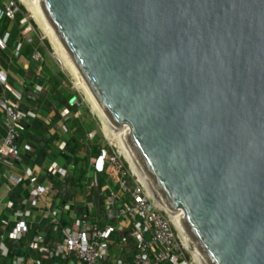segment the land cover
Wrapping results in <instances>:
<instances>
[{"label": "water", "instance_id": "95a60500", "mask_svg": "<svg viewBox=\"0 0 264 264\" xmlns=\"http://www.w3.org/2000/svg\"><path fill=\"white\" fill-rule=\"evenodd\" d=\"M32 1L205 264H264V0Z\"/></svg>", "mask_w": 264, "mask_h": 264}, {"label": "built area", "instance_id": "2783aa9c", "mask_svg": "<svg viewBox=\"0 0 264 264\" xmlns=\"http://www.w3.org/2000/svg\"><path fill=\"white\" fill-rule=\"evenodd\" d=\"M28 12L21 0H0V26L2 20L9 21L8 29L0 32V56L9 51L11 27L20 13L17 38L9 51V63L15 65L14 60L25 57L28 66L33 67L35 80L34 86L29 89L25 78L11 81L8 71L0 65V163L8 168L20 164L24 157L29 161L37 159L33 143H21V139L35 120L42 119L38 109L30 107L27 103H31L30 99L36 97L35 92L48 91L41 81L43 55L38 46L32 43L30 34L35 32V24ZM39 41L42 42L43 37H39ZM25 46H31L28 56L23 52ZM78 102V89L75 88L64 105L53 108L48 113L50 115L44 118L48 124L56 120L59 126L53 132L54 140L46 148L42 161L38 159L41 165L24 166L21 174L7 177L11 185L27 183L28 190L27 195L21 196L16 204L11 199L5 203V209L13 211L15 221L12 224L9 218L0 216V260L10 257L11 264H28L25 252H29L32 260L37 259L39 264H58L57 259L61 263L65 261V264H103L104 261L108 264H197L194 258L192 262L189 261L186 256L188 249L179 239L173 220L157 204L130 166L127 167V160L118 147L119 151L111 149V153L103 150L101 156L95 158V164L96 171L100 172L106 169V163L112 175L117 178V190H112L103 197L102 207L107 218H112L116 212L127 223L131 242L129 253L118 257L109 256L114 234L121 228L116 229L110 224L101 225L99 221L86 215L74 217L61 225L54 209V201L56 198L58 201L64 199V189L68 185L66 180L69 167L62 155L68 153V122L80 114ZM53 179L62 187L55 188ZM93 185L92 181L91 187ZM43 197L51 199L47 204V228H51L55 233L60 231L61 238L50 244L45 242L41 232L35 233L26 241L24 254H16V251L24 249L20 250V244L31 230V225L26 219L31 216L32 208L38 206ZM74 204L75 197H70L61 207L62 213L68 212ZM15 242L20 244L15 247Z\"/></svg>", "mask_w": 264, "mask_h": 264}, {"label": "crops", "instance_id": "0c3cea01", "mask_svg": "<svg viewBox=\"0 0 264 264\" xmlns=\"http://www.w3.org/2000/svg\"><path fill=\"white\" fill-rule=\"evenodd\" d=\"M4 56V59L1 58V56ZM0 56V65L8 71L9 78L11 81H16L20 78H25L28 82V88L31 89L34 86L35 81L33 80V67L28 66V61L25 59V57H22L20 59H16L13 62L16 64H10L9 63V57L10 53L5 52ZM47 90L50 88V84L48 82L44 83ZM30 107L33 105L31 103H27ZM38 112L41 114L43 127L37 128L36 126H31L27 132L24 133L23 138L21 139V143H32V141H35L39 138H44L46 140H54L53 132L54 130L59 126V123L55 120L51 122L50 124L47 123L46 119H44L48 114V112L43 108V105H39ZM80 113V111H79ZM80 116V114H79ZM77 116L73 118L70 123H72L74 120H79L80 117ZM44 119V120H43ZM44 121V122H43ZM70 123L68 124L69 133L70 135L73 134L74 128L70 130ZM32 131V133H30ZM49 135V136H48ZM85 137V138H84ZM84 137L77 136L73 138L72 146L73 149H76V154L80 157L82 155L88 157V167H87V173L89 175H92L96 170L97 167H95V158L97 157V146L95 143L90 142V139L92 138V135L89 133L85 135ZM52 138V140H51ZM35 139V140H34ZM37 150H35V155H37ZM38 154V156H40ZM42 156V155H41ZM40 156V157H41ZM2 165L0 167V216H6L9 218L10 222L13 224L15 221V218L12 216V210L7 211L5 209V203L8 199H11V197L15 194L18 195V199L22 196V194L25 192L27 194V183H22L19 185H11V183L8 181L7 177L9 175L14 174H21L24 166H39L41 165V162H35L34 160L26 161L23 160L20 164L16 166L7 167L4 164L0 163ZM81 164H78L75 166L74 172L77 175L79 173V169L81 168ZM7 168V169H6ZM96 168V169H95ZM102 182L100 187L98 188V192L96 194L90 195V188L91 185L88 186V191L85 195V188L84 186H81L80 189L78 186L73 185V190L76 192L75 195V204L71 206V209L64 213L62 216V221L68 222L74 217H79L81 215H86L92 220L99 221L101 225L110 224L114 226L116 229L121 228V230H116L114 234V243L110 248V257H118L123 256L129 253V246L131 245V242L128 237V225L127 223L117 215L115 212L114 216L112 218H107L103 212V207L100 206L102 199L105 195L109 194L112 190H117V178L112 175L111 170L109 168H106L104 171L98 172ZM57 180L53 179L54 187L55 188H61L62 185L59 187L57 186ZM92 183V182H91ZM68 186V185H67ZM66 186V187H67ZM17 199V200H18ZM49 197H43L42 201L39 203L38 206L32 208V214L31 216L26 219L28 223L32 226H35L38 228L37 233L41 232L42 238L45 240V242H49L50 244L52 241H58L59 239L50 238L48 236V216H47V204L50 202ZM57 198L54 201V204L57 202ZM43 232L46 233V235H43ZM36 232H34L35 234ZM31 230L28 233L25 240L20 244V247L22 250L24 248V245L29 238L32 237ZM61 238V237H60ZM26 258L28 260V264H39L36 260H32L31 253L25 252ZM29 256V257H28ZM54 263V262H53ZM65 261H62L61 264H65ZM0 264H11L10 263V257L2 258L0 260ZM103 264H108L107 261H104Z\"/></svg>", "mask_w": 264, "mask_h": 264}, {"label": "rangeland", "instance_id": "374dc122", "mask_svg": "<svg viewBox=\"0 0 264 264\" xmlns=\"http://www.w3.org/2000/svg\"><path fill=\"white\" fill-rule=\"evenodd\" d=\"M33 22L35 24V32L30 34L32 43L38 42L39 45L42 46L43 52H44L43 65H42L43 79H44L43 82L45 83L46 81H48L49 78L53 79V81L60 84L61 91H63L69 97L72 95L75 88L78 89V101H79L78 103H80V116H79L80 119L78 121L79 123H82L84 126L83 132H85L86 135L89 133L92 135L90 142L98 144L100 150L97 156H101L103 150L107 151L108 149H113L114 151H117L118 148L120 150L117 140L114 139L112 136L110 137V135L106 134L105 130L103 129V123H102L101 118L99 117L98 113L94 110L93 105L90 99L88 98L87 94L85 93V91L82 88L77 86L76 78L74 74L72 73V71L64 63L60 61L58 52L55 49V47L51 44L49 38L45 35L43 30L39 27L37 22H35V20H33ZM39 37H43L42 42L39 41ZM75 123L76 122L74 120L72 123H70V127ZM123 156L126 159L124 154ZM127 162L125 163L127 164V167H129L130 163L128 162L129 163L128 164ZM96 166L97 165L95 164V167ZM104 167L107 168L106 163H104ZM178 232L179 231L177 230L178 237L181 240L182 238L180 236V233ZM186 256L189 259V261L192 262L193 255L189 250L188 252H186Z\"/></svg>", "mask_w": 264, "mask_h": 264}, {"label": "trees", "instance_id": "16d2710c", "mask_svg": "<svg viewBox=\"0 0 264 264\" xmlns=\"http://www.w3.org/2000/svg\"><path fill=\"white\" fill-rule=\"evenodd\" d=\"M21 9H22V11H23V7H21ZM21 18V14L20 13H18L17 14V16H16V19H15V21L13 22V24H12V27H11V40H10V42H9V51L11 50V48H12V44L15 42V40H16V38H17V30H18V23H19V19ZM8 27H9V21H7V20H2L1 21V26H0V32H3V31H5V30H7L8 29ZM33 45L35 46H38V49L40 50V52H41V54L43 55L44 54V52H43V48H42V46H40L39 45V43L37 42V43H33ZM30 47L31 46H25V48H24V50H23V52H24V54L26 55V56H28L29 55V52H30ZM1 58H3L4 59V56L2 55L1 56ZM61 76V75H60ZM35 81V80H34ZM41 81H44V79H43V77H42V80ZM46 82H48L49 84H50V88H49V90L48 91H46V93H45V95H46V97H50L51 99H49V100H52V102L56 105V104H59L60 106H62V105H64L66 102H67V100L70 98L69 96H67L63 91H61V87H60V84L59 83H56L55 81H53V79H51V78H49L48 79V81H46ZM26 99H28V97H27V94H26ZM33 99L34 98H31L30 99V102H31V104L32 103H36V105H37V109H39V105H45L44 104V102L43 101H40L39 99H36L35 100V102H33ZM49 102V101H48ZM75 124H73L71 127H70V130L71 129H75L74 131H73V134L72 135H69V138H68V142H67V154H63L62 155V158H63V160L66 162V164L68 165V167L70 166V165H74V169H75V166H77L78 164H81V168L79 169V173L76 175L75 174V172H74V178H73V180L72 181H70V184H71V187L73 188V185H76V186H78L79 187V189H80V187L81 186H79V185H77V183L81 180V178L83 177V175L84 174H86V172H87V169L85 170L84 169V166L86 165V167H88V157L87 156H82V157H80V156H78L77 154H76V149H73V146H72V141H73V138L74 137H76L77 138V136H79V137H84L86 134H85V132H83L84 131V126H83V124L82 123H79V121L78 120H75ZM70 122H68V124H69ZM33 126H36L38 129L39 128H41L42 129V127H43V124H42V121L40 120V119H38V120H35L34 122H33ZM30 133H32V131L30 132ZM85 138V137H84ZM35 140V139H34ZM43 140H44V138H39V139H36L35 141H32V143H33V145H34V147H35V149L37 150V159L35 160V162H39L38 161V159H39V157L42 155H40V156H38V154H40L41 152L43 153V152H45V150H46V148L48 147V146H50V143L52 142H50V140H47V142H46V144L42 147L41 146V143L43 142ZM51 140H52V138H51ZM96 144V143H95ZM96 148H97V150H96V152H97V154L99 153V146H98V144H96ZM108 151V153H111V149H108L107 150ZM54 154L55 153H53L52 155H53V157H54ZM24 160H26V161H29L28 159H27V157H24ZM2 165H0V167H1ZM67 182H68V179L66 180ZM97 182H98V188L100 187V185H101V182H102V179H101V177H100V175H99V173H98V176H97ZM57 184V186L59 187L60 186V183H56ZM69 184V183H68ZM62 187V186H61ZM98 192V190L97 189H95V187L94 186H92L91 188H90V195L91 194H96ZM27 194L24 192L23 194H22V196H26ZM18 197V195L17 194H15V195H13L12 197H11V200H13L14 201V203L16 204V202H17V198ZM17 206V205H16ZM100 206H102V202H101V204H99V207ZM64 222V221H63ZM38 230V228L37 227H35V226H32L31 227V233L32 234H34V232H35V230ZM36 233H37V231H36ZM48 237H50V238H53V239H60V237H61V233H60V231H58V232H53L52 231V229L50 228L49 230H48V236H47V238ZM61 262V261H60ZM59 264V263H58ZM165 264H169V263H165Z\"/></svg>", "mask_w": 264, "mask_h": 264}, {"label": "bare ground", "instance_id": "6f19581e", "mask_svg": "<svg viewBox=\"0 0 264 264\" xmlns=\"http://www.w3.org/2000/svg\"><path fill=\"white\" fill-rule=\"evenodd\" d=\"M21 2L28 8V11L30 12L32 18L35 20V22H37V24L43 30L45 35L49 38L51 44L57 50L60 61L62 63H64L72 71V73L74 74V76L76 78L77 86L82 88L85 91V93L87 94L88 98L90 99V101H91V103L93 105L94 110L98 113L99 117L102 120L103 129L105 130L106 134L110 135V137L112 136L114 139L117 140V142L119 144V147H120V150L125 155L127 161L130 163L131 170L133 169L132 172L134 171L138 175V178L143 181V183L147 187L149 193L155 198V200L158 202V204L163 208V205L160 203L159 198L157 197V195L155 194V192L151 188L148 180L146 179L144 173L139 168L134 156L132 155L131 151L129 150L127 144L125 143V141L123 139V137L120 135V131H118L116 129V127H114L108 121V119L105 117L104 113L102 112V110L100 109V107L98 106V104L96 103V101L94 100L92 95L90 94L89 90L85 86V84H84L83 80L81 79L80 75L77 73L76 69L72 65V63H71L70 59L68 58L67 54L65 53L63 48L60 46L58 40L56 39V37H55V35L53 33V31L51 30V28L49 27V25L47 24V22L45 21L43 16L37 10L34 2L32 0H21ZM170 217L173 220L174 224L176 225V228L179 231L178 233H180V236L182 238L181 241H183L182 243L184 244L186 249H188L192 253L194 260L197 262V264H205V262L203 261L202 257L200 256L198 251L193 246L191 240L188 238L186 233L183 231V229L179 225V221L177 220L176 216L175 215H171Z\"/></svg>", "mask_w": 264, "mask_h": 264}]
</instances>
